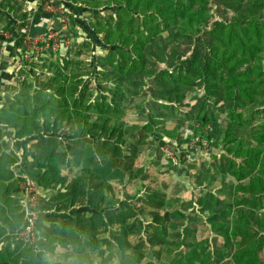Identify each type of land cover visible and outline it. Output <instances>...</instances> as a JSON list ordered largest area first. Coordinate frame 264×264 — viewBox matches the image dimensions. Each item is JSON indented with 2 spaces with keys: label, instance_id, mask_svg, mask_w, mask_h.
<instances>
[{
  "label": "rangeland",
  "instance_id": "obj_1",
  "mask_svg": "<svg viewBox=\"0 0 264 264\" xmlns=\"http://www.w3.org/2000/svg\"><path fill=\"white\" fill-rule=\"evenodd\" d=\"M241 11L264 22V0H243ZM117 18L128 30L134 23L140 24L142 16L133 11L119 15L113 0H0V144L7 153L15 147L10 167L21 189L26 182H34L31 168L35 162L31 156L36 143L51 142L56 147L67 140L63 134L66 128L54 132L52 141H40L37 133L17 137L9 123L14 124L18 117L14 114L22 111V98H26L27 91L28 95H48L53 83L65 88L76 86L74 98L98 100L105 103L107 113L102 116L119 117L116 131L127 144L121 142L120 147L127 148L133 158L132 166L122 176L104 167L109 171L101 184L111 187L123 203L121 206L115 202V209L109 211H127L130 205L128 216L141 218L135 228L128 227L133 231V247L128 252L100 236L83 237L79 243L77 235L66 244L55 245L52 254L44 249L43 238L36 236L29 251L38 256L39 264H137L136 260L143 264L141 261L148 258L151 264H244L239 260V248L249 245L256 256L251 262L264 264V247L258 249L259 243L264 245V196L242 194L250 178L257 175L258 167L246 163L236 146L246 131L264 129V83L255 84L256 79L264 77L263 36L256 42L261 57L237 68L245 73L247 88L234 89L229 97L224 81L217 80L219 72L212 67L207 36L191 29L182 33L181 25L170 24L146 43L142 73L118 70L117 58L107 61L109 47L100 32L109 24L115 28ZM130 18L134 22L131 26ZM232 50L229 46L220 52L228 58V65L239 59ZM204 75L217 87L208 89ZM5 90L10 94L4 95ZM64 94L68 96L67 91ZM93 116L98 117L95 113ZM211 130L216 140L204 136ZM227 131L228 137L235 139L225 143ZM112 137L90 136L88 142L92 148L97 140L102 152L110 154ZM259 145L264 149V143ZM83 162L84 171L103 166L94 154ZM64 187L65 184L43 192V206L48 207ZM84 205L69 204L67 210L53 212L56 217L46 212L42 218L52 223L55 220L50 217L74 220L77 213L84 216L93 208ZM238 209L248 210L245 218L239 217ZM139 210L145 212L143 216ZM165 214L173 225L170 237L179 232L185 241L178 248L172 243L161 250L157 244L152 256L144 253L138 258L136 252L131 254L137 250L135 244L141 234L161 223ZM246 215L256 217L258 225ZM19 231L13 233L10 245L23 249L26 243L14 239ZM238 239L243 241L240 246L235 243ZM94 242L104 249L94 250ZM186 248L189 251L183 253ZM183 254L188 258H181ZM31 258L26 256L24 260ZM21 261L9 257L12 264Z\"/></svg>",
  "mask_w": 264,
  "mask_h": 264
},
{
  "label": "trees",
  "instance_id": "obj_2",
  "mask_svg": "<svg viewBox=\"0 0 264 264\" xmlns=\"http://www.w3.org/2000/svg\"><path fill=\"white\" fill-rule=\"evenodd\" d=\"M242 2L243 0H113L119 15L126 11L127 15H130L133 11L140 14L142 19L139 20L140 24H136L130 18V26L134 23V27L127 30L125 26H121L120 19L117 18L114 23L115 28L109 24L100 31L104 33L103 43L109 47L107 61L110 62V59L117 58L118 70L124 69L128 74L142 73L146 59L145 45L154 40L155 36L164 28L166 29L171 24L172 26L181 25L182 33L189 29L193 33L203 31L210 41L209 49L213 56L212 67L219 72L217 80L224 81L228 96L231 97L234 89L245 90L247 88L245 73L237 71V68L254 58L261 57V49L256 42L260 37L264 38V22H260L250 12L243 13L241 11ZM125 4L129 7H126ZM221 15H226V19L220 17ZM251 35H253V39ZM229 46L233 47L232 52L239 57L235 63H230V65H228V58L220 53L222 49L225 50ZM204 79L208 89L212 86L217 87V83L211 82V79H208L206 75H204ZM263 83L264 77L255 80V84ZM75 87L65 88L60 83H53L51 86L49 85L48 95L40 92L28 95L27 91L26 98H22L24 104L20 108L22 111L14 114L18 116L16 122L9 123L16 129L17 137L37 133L40 141L45 139L52 141L54 132L66 128V133H63L67 139L65 142H60L56 147L51 142L36 143L35 151L31 156L32 161L35 162L34 167L31 168L34 182L41 193L38 205L39 215L35 221L36 235L43 238L44 249L51 254L55 252L58 245L68 243L70 237H74V235L78 236L79 243H82L83 237L87 236L89 238L104 237L114 245L119 244L122 251L125 250L123 248H126L125 251L128 252L133 247L130 239L133 231H130L128 227L135 228L141 218L138 215L135 218L128 216L131 211L130 205L127 211L121 208L116 209V214L114 212L111 214L109 210L114 208L115 202L121 206L123 203H120V197L111 187L106 188L105 184L101 183L106 178L109 168H113L119 176H122L124 171L132 166L133 158L127 154V148L121 149L120 147V143H124L125 139L116 131L119 128V117L102 116L107 113L104 112L105 103L100 104L98 100L84 102L82 96L74 98ZM12 88L17 89L16 86ZM65 91L68 92V96H65ZM3 93L9 95L10 91L5 90ZM93 113L98 117L93 116ZM107 120L111 122L108 123ZM100 135H109L112 139L114 136V140L110 143L112 144V153L102 152L97 140H94L92 148L90 147L88 138L90 139V136L98 138ZM228 135L227 131L225 143L235 139ZM204 136L212 141L217 139L212 130L206 131ZM17 137L15 138L17 139ZM259 143H264V129L246 131L245 137L237 140L236 143L237 148L242 151L240 156L244 157L245 162L258 167L257 175L250 178L247 186L242 189V194L245 197L264 196V149ZM14 153L15 147L7 153L0 144V237L6 233L7 228L16 231L24 224L22 202L26 191L24 188L21 189L19 180L15 179L14 171L10 167L14 161ZM93 154L101 160L103 166H96L95 169L89 168L84 171L82 169L83 161L90 159ZM107 166L109 168L105 170L104 167ZM120 168L122 169L120 170ZM63 184H65L63 190L53 197L48 207H44L42 193L55 190ZM82 200L85 201L82 202ZM69 204H85L84 206H93V208H90L89 213L84 216L77 213L74 220L64 218L59 221L54 217H50L55 220L53 223L43 220L42 216L46 215V212H51L49 216H55L52 214L53 212L65 211L68 209L66 205ZM139 205H142V201ZM101 209L103 210L100 213ZM139 212L141 216L145 213L143 210H139ZM237 214L240 218H245L243 216L248 214V210L238 209ZM246 218L252 222L256 220L258 225L256 217L252 218L246 215ZM160 222L141 234L135 244L137 250L131 251V254L136 252L138 258L143 257L144 253H150L149 255L152 256L157 252V244L161 246L159 249L161 250L165 245L172 243H175L174 248H178L185 241L181 239L178 229L176 230L178 234L170 237L168 232L173 230V225L172 222H168L167 214ZM123 235L125 237H122ZM158 237L163 239L160 240ZM122 241L126 244H122ZM34 243L20 245L24 247L23 249L16 246L13 249L7 248L5 251H0V264H12L9 262L11 255L17 262L22 260L21 264H39L38 256L29 251L33 248ZM235 243L240 246L243 241L238 239ZM101 244L104 246V243ZM260 246L264 247L262 243H259L258 249ZM94 248V250L104 249V247H99L97 242H94ZM188 251L189 248H186L183 253ZM16 252L20 253L15 255ZM238 253L241 262L254 264L251 260L253 256L256 257L255 251L249 245L239 248ZM111 254L113 255V253ZM26 256L32 258L24 260ZM181 258H188V256L183 254ZM136 261L138 264V260ZM150 261L151 259L148 258L141 262L151 264ZM183 263L184 261H182ZM188 264L192 263L188 261Z\"/></svg>",
  "mask_w": 264,
  "mask_h": 264
},
{
  "label": "built area",
  "instance_id": "obj_3",
  "mask_svg": "<svg viewBox=\"0 0 264 264\" xmlns=\"http://www.w3.org/2000/svg\"><path fill=\"white\" fill-rule=\"evenodd\" d=\"M22 187L26 189V194L22 202L24 224L19 228L20 231L19 235H17V239L22 241V243H31V241L37 239L35 221L39 215L38 205L41 193L32 180L26 182Z\"/></svg>",
  "mask_w": 264,
  "mask_h": 264
},
{
  "label": "crops",
  "instance_id": "obj_4",
  "mask_svg": "<svg viewBox=\"0 0 264 264\" xmlns=\"http://www.w3.org/2000/svg\"><path fill=\"white\" fill-rule=\"evenodd\" d=\"M13 233H16V231L7 228L6 233L0 237V251H5L7 248L13 249L10 245V241L13 240ZM14 239L16 240L17 238L14 236Z\"/></svg>",
  "mask_w": 264,
  "mask_h": 264
}]
</instances>
